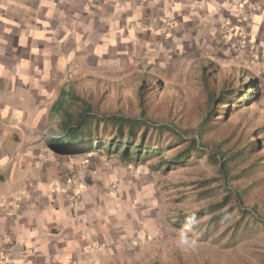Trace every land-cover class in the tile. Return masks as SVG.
I'll list each match as a JSON object with an SVG mask.
<instances>
[{
    "label": "rangeland",
    "instance_id": "obj_1",
    "mask_svg": "<svg viewBox=\"0 0 264 264\" xmlns=\"http://www.w3.org/2000/svg\"><path fill=\"white\" fill-rule=\"evenodd\" d=\"M230 3L234 9L242 7L241 20L228 19L206 44L190 45L176 39L170 47L156 44L153 50L148 49L149 53L128 47L123 52L103 53L93 46L94 39L78 42L81 37L72 40L68 36L53 57L56 68L44 71L41 81L30 78L25 83L30 91L43 90L40 104L48 114L42 118L40 135L34 136L43 145L41 157L50 160L43 171L61 175L71 205L75 209L81 203L84 206L85 219L80 226L85 231V254L67 264H264V224L260 221H264V171L254 180L230 184L234 195L237 187L244 188L255 181L248 198L238 203V209L230 201L219 212L194 214L197 223L188 233L189 243H181L180 233L189 218L179 221L176 216L191 215L221 200L226 193L223 188L228 186L219 185L218 173L203 158L179 162L172 168L162 165L181 147L164 136L159 143L170 147L141 161H134L133 157L121 160L104 149L59 155L49 145L57 118L50 114L49 105L63 87L85 97L102 93L105 111L134 114L138 110L136 93L143 89L144 97L151 101L148 112L155 119L174 118L182 128H193L200 121L196 107L203 102V78L208 75L216 90L244 84V89L252 94L238 102L237 107L220 106L215 132L206 137L219 141L231 133L223 145L225 149H239L244 141L257 140L253 146L257 152L248 163L258 157L260 165L264 164V0H227ZM0 17H4L2 12ZM21 23L18 22L20 26ZM25 32L12 27L2 32L3 37H12L5 40L7 44L0 42V81L29 79L25 78L27 71L19 68L29 56V49L24 46L35 45H24ZM35 33H41L40 28ZM28 40L26 36L25 42ZM31 48L32 52L36 50L35 46ZM10 157L15 159L12 164L23 163L18 156ZM33 162L36 163L33 160L24 164L23 175L35 171ZM48 182L56 187L62 185L58 177H51ZM221 213L227 214L213 222V216Z\"/></svg>",
    "mask_w": 264,
    "mask_h": 264
},
{
    "label": "crops",
    "instance_id": "obj_2",
    "mask_svg": "<svg viewBox=\"0 0 264 264\" xmlns=\"http://www.w3.org/2000/svg\"><path fill=\"white\" fill-rule=\"evenodd\" d=\"M234 7L227 0H0V42L11 39L12 34L3 37L2 32L12 27L26 31L24 45L35 43L24 46L29 56L19 67L29 79L0 81V264H67L85 254L83 203L75 209L61 175L43 171L50 160H43V145L34 137L40 135L47 114L40 104L43 90L30 91L25 84L56 68L53 57L65 44L63 39H94L93 46L103 53L123 52L126 47L149 53L156 44L170 47L176 39L203 45L228 19L241 20L242 7ZM39 28L41 33H35ZM12 154L23 160L21 166L12 164ZM33 160L35 171L23 175L24 164ZM51 177H58L62 185H50Z\"/></svg>",
    "mask_w": 264,
    "mask_h": 264
},
{
    "label": "trees",
    "instance_id": "obj_3",
    "mask_svg": "<svg viewBox=\"0 0 264 264\" xmlns=\"http://www.w3.org/2000/svg\"><path fill=\"white\" fill-rule=\"evenodd\" d=\"M91 80L93 81V78L89 77V81ZM210 80L208 75H204V99L196 107L200 121L193 128H182L174 118L161 121L155 119L148 112L151 101L144 97L143 89L136 93L138 110L134 114L122 110L105 111L102 108L104 99L102 93L85 97L74 89L63 87L50 106V114L57 118L50 133L49 145L59 152V155H78L104 149L108 154H116L121 160L133 157L134 161H141L170 147L159 143L160 138L164 136L171 144L181 147L175 155L164 159L162 165L172 168L179 162L190 163L203 158L218 173L219 185L228 184L223 188L226 193L221 200L204 206L191 215L179 213L176 216L179 221L193 217L194 214L219 212L230 201L236 204L233 208L238 209L239 204L248 198L249 190L255 181L244 188L237 187L234 195L231 194L230 184L247 179L254 180L260 171H264V164L260 165L258 157L248 163L249 157L257 152V149H253L257 140L244 141V145L239 149L232 147L225 149L223 145L228 142L231 133L218 139L219 141L206 136L215 132L216 113L220 106L237 107V103L252 92L244 89V84L237 86L231 84L216 90ZM230 209L227 208L229 211ZM253 210L247 213L254 216L255 209ZM226 214L213 216V222ZM260 221L264 224L263 220Z\"/></svg>",
    "mask_w": 264,
    "mask_h": 264
},
{
    "label": "clouds",
    "instance_id": "obj_4",
    "mask_svg": "<svg viewBox=\"0 0 264 264\" xmlns=\"http://www.w3.org/2000/svg\"><path fill=\"white\" fill-rule=\"evenodd\" d=\"M196 223H197V221H196V218L194 216L189 218L185 229L182 230L180 233V242L181 243H189L188 233L192 230V228L196 225ZM191 242L195 243V241H191Z\"/></svg>",
    "mask_w": 264,
    "mask_h": 264
},
{
    "label": "built area",
    "instance_id": "obj_5",
    "mask_svg": "<svg viewBox=\"0 0 264 264\" xmlns=\"http://www.w3.org/2000/svg\"><path fill=\"white\" fill-rule=\"evenodd\" d=\"M75 201V200H74Z\"/></svg>",
    "mask_w": 264,
    "mask_h": 264
}]
</instances>
